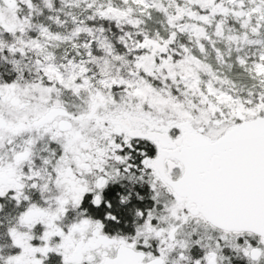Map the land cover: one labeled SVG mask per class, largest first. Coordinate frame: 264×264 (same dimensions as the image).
<instances>
[{
    "label": "snow or ice",
    "instance_id": "snow-or-ice-1",
    "mask_svg": "<svg viewBox=\"0 0 264 264\" xmlns=\"http://www.w3.org/2000/svg\"><path fill=\"white\" fill-rule=\"evenodd\" d=\"M0 264H264V0H0Z\"/></svg>",
    "mask_w": 264,
    "mask_h": 264
}]
</instances>
